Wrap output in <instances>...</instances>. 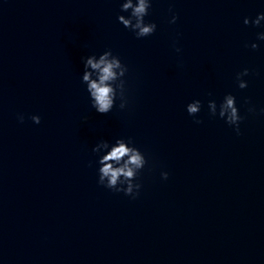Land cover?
<instances>
[{
	"label": "water",
	"instance_id": "95a60500",
	"mask_svg": "<svg viewBox=\"0 0 264 264\" xmlns=\"http://www.w3.org/2000/svg\"><path fill=\"white\" fill-rule=\"evenodd\" d=\"M122 2L0 0V264H264V0H151L139 39ZM106 50L128 104L100 114L82 58ZM227 94L239 135L208 111ZM117 138L148 161L135 199L97 183Z\"/></svg>",
	"mask_w": 264,
	"mask_h": 264
},
{
	"label": "clouds",
	"instance_id": "9594fccd",
	"mask_svg": "<svg viewBox=\"0 0 264 264\" xmlns=\"http://www.w3.org/2000/svg\"><path fill=\"white\" fill-rule=\"evenodd\" d=\"M151 7V0H123L121 3V12H128L129 15H118L117 21L124 28L132 31L136 38H144L152 35L156 30L155 23H146L144 17L148 15V10ZM171 11V9H169ZM177 16L173 14L169 23L174 24ZM264 20V13L257 14L251 20L253 26H259ZM249 18L245 17L243 23L249 24ZM257 39L264 41V32L257 33ZM248 47L249 45H245ZM250 47L255 50L258 45L252 43ZM177 52L179 48L175 49ZM83 72L81 82L86 86V91L89 94L90 106L97 113L107 114L110 112L117 100H119L118 108L123 110L128 104L126 97V81L124 79L128 69L118 56L113 55L111 50H106L98 57L89 55L82 58ZM249 75L247 68L236 74L237 87L244 89L247 87V82L242 79ZM248 101L245 100V103ZM209 114L218 116L224 119L225 123L232 126L234 131L239 135V124L242 121L235 106V97L231 94L224 96L219 104L217 113V104L214 100L208 101L207 104ZM201 109V101L193 100L186 105V112L189 116L195 117ZM249 112H254V107H249ZM264 111V110H262ZM17 119L23 123V115H18ZM30 119L35 124L40 123V117L33 115ZM194 123H201L199 119H194ZM131 138L127 141L123 138H117L114 143L109 144L105 140L98 141L93 147L92 152L98 155L96 161L99 165L97 169V183L103 187L114 190L115 192H123L124 195L130 196L133 199L139 194L141 184L135 182L140 171L145 167L148 161L139 149L132 146ZM102 153V155H100ZM161 179L168 178L167 172L160 173Z\"/></svg>",
	"mask_w": 264,
	"mask_h": 264
}]
</instances>
